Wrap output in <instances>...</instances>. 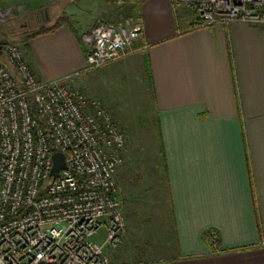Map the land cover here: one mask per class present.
I'll list each match as a JSON object with an SVG mask.
<instances>
[{"label":"crops","instance_id":"crops-1","mask_svg":"<svg viewBox=\"0 0 264 264\" xmlns=\"http://www.w3.org/2000/svg\"><path fill=\"white\" fill-rule=\"evenodd\" d=\"M15 1L37 30L53 7L56 19H70L22 44L41 79L86 67L83 35L102 22L105 0ZM129 1L144 32L119 61L136 63L150 92L166 187L148 185L151 202L124 207L123 243L105 251L111 264H264V25L198 27L188 5Z\"/></svg>","mask_w":264,"mask_h":264},{"label":"built area","instance_id":"built-area-1","mask_svg":"<svg viewBox=\"0 0 264 264\" xmlns=\"http://www.w3.org/2000/svg\"><path fill=\"white\" fill-rule=\"evenodd\" d=\"M170 1L190 6L198 27L264 25V0ZM143 32L134 17L99 23L83 35L86 67L51 80L36 74L22 48L7 46L0 62V264H111L105 251L121 246L127 226L117 180L127 140L104 103L72 82L127 58ZM56 152L67 168L51 176ZM209 239L217 247L215 232Z\"/></svg>","mask_w":264,"mask_h":264},{"label":"rangeland","instance_id":"rangeland-1","mask_svg":"<svg viewBox=\"0 0 264 264\" xmlns=\"http://www.w3.org/2000/svg\"><path fill=\"white\" fill-rule=\"evenodd\" d=\"M129 2V0L110 2L105 0V3L103 2L98 9V16L99 18L102 16V22H117L133 18L127 13ZM26 13L27 9L22 2L0 0V46H2L0 50L3 51L0 62H6L9 44H16L22 48L28 60L27 51L22 44L30 33L14 36L12 34L15 33L11 32H19L20 22L25 19L29 20ZM49 16L51 20L47 21V24L53 23L56 19L54 7L49 10ZM32 20L36 21L35 17ZM5 41H9L6 47ZM111 65L113 66L109 69V64H107L101 68L90 70L76 77L72 84L82 89L88 96L102 101L112 113L119 129L126 136L127 148L124 163L117 173V180L124 207L129 206L132 210L135 208L132 206L134 203L146 202L147 199L149 202L152 201L153 195L144 192L145 187L150 185V188L153 185L156 187L155 192L161 188V185L166 187L165 181H163V154L152 98L135 67L137 64L131 65L128 61H115L110 63ZM138 183L139 186H137ZM156 184L158 185L156 186ZM145 212L149 213L148 220L147 216L144 217L145 222H149L151 220L150 213L153 211L149 209L143 211V213ZM104 236L105 229L100 231L96 239L103 242Z\"/></svg>","mask_w":264,"mask_h":264},{"label":"trees","instance_id":"trees-1","mask_svg":"<svg viewBox=\"0 0 264 264\" xmlns=\"http://www.w3.org/2000/svg\"><path fill=\"white\" fill-rule=\"evenodd\" d=\"M143 1L144 0H136L134 4L138 7V5H141L143 3ZM136 18L138 19L139 17H136ZM30 19H31V17H29V20L25 19L24 21H21L20 26H19V28H20L19 32L11 31L12 33H15V34H12V33L11 34L16 36L17 34L21 35V34L33 33V35L31 37H38V36H41L44 34L55 32L57 29H59L62 26L70 25V19L66 16H61L58 19H56L53 23L42 26L41 28H39L37 30V29L32 28L29 25V23L31 21ZM0 52H3V51L0 50ZM161 151L163 154L162 145H161Z\"/></svg>","mask_w":264,"mask_h":264},{"label":"water","instance_id":"water-1","mask_svg":"<svg viewBox=\"0 0 264 264\" xmlns=\"http://www.w3.org/2000/svg\"><path fill=\"white\" fill-rule=\"evenodd\" d=\"M33 35V33H30L27 36V39L30 38ZM9 41H5V47L8 44ZM2 48V46H0V49ZM53 158V168L51 170V176H55L58 172H60V170L62 169H66L67 165L65 162V155L62 152H56L53 154L52 156Z\"/></svg>","mask_w":264,"mask_h":264}]
</instances>
